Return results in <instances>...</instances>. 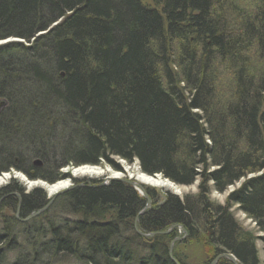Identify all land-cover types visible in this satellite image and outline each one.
Returning <instances> with one entry per match:
<instances>
[{
	"label": "trees",
	"instance_id": "1",
	"mask_svg": "<svg viewBox=\"0 0 264 264\" xmlns=\"http://www.w3.org/2000/svg\"><path fill=\"white\" fill-rule=\"evenodd\" d=\"M8 37L29 46H0V174L14 168L54 184L68 178L66 166L138 161L145 174L200 189L183 200L166 194L140 229L181 224L184 245L211 250L196 264L226 253L261 264L264 0H0V40ZM240 182L226 205L210 201L212 190ZM5 190L22 194V219L49 201L15 182ZM8 199L16 211L17 199ZM144 203L112 182L60 195L25 223L0 216V264H174L172 236L134 233ZM233 206L263 236L244 231Z\"/></svg>",
	"mask_w": 264,
	"mask_h": 264
},
{
	"label": "rangeland",
	"instance_id": "2",
	"mask_svg": "<svg viewBox=\"0 0 264 264\" xmlns=\"http://www.w3.org/2000/svg\"><path fill=\"white\" fill-rule=\"evenodd\" d=\"M69 14L70 13H67V15H69ZM62 19H63V17L58 19L56 22L52 23L51 25H49L45 31L37 32L35 34L34 38H32L31 43L35 42V40H37L38 38H40L42 36H46L49 32H51L54 28H56L58 25H60L62 23V21H63ZM21 41L23 42L22 44L24 46H29L27 43H25L24 40H22L20 38H16V37H8V38H5L3 40L1 39L0 40V44L1 45H5V44L11 43V42H21ZM4 42H6V43H4ZM112 161L119 166V169L117 170V169L113 168L112 166H110L106 161H102L100 166L102 165L101 167H105L107 172H108L103 177H99V176L73 177V176H71L70 170L74 166H69L68 168H64L61 171L62 174L64 176L67 175L68 178H64V179H62V180H60L58 182H62L63 180L69 181L70 188L67 191H65L66 193L68 191H71L72 189L79 188L80 186H87L88 185L91 188L95 187V186H100L102 184H104L105 186H109L112 183H106L105 179L107 177H110L112 172L124 173L126 167L127 168L128 167L132 168L133 164H135L137 162V161H135L133 163H128L127 161H125L123 159H120V158H116V157L112 158ZM213 170H214V168L211 169V171H213ZM4 174H6V175L8 174V175L11 176V182L13 181V182L16 183L17 188H20L23 191V193H24L23 195H28V194L32 193L33 191H35V190H40V191H43L44 193H46L47 199H51L52 197L49 195V192L47 191V189L44 186L50 187V186L58 183V182H56L54 184H50V183L45 182L43 180H31L23 172L18 171L16 169H10L8 172H6ZM1 175L2 174H0V177H2ZM257 175L256 174L255 175L254 174H250V175H248L246 180L251 179V178H253V177L257 176ZM155 176L162 177L159 174H156ZM162 178H164V177H162ZM92 182H95V183H92ZM113 182H123V181H113ZM30 183H36V184H35V186L33 185L31 187ZM240 186H241V182L237 183L234 186L229 187L226 190L225 193H219V192H217L215 190H212L211 194L209 195V199H210L211 202H213V203H215L217 205L224 206V205H226V202H227V199H228L229 195L232 192L238 190ZM100 187H103V186H100ZM179 187H181V189H182L181 194H176L174 192L172 193V192L165 191V190L163 192H161V193L156 192L155 194H156L157 197L155 198V201H153L151 199V197L149 198L151 203H149V201L147 202V204L149 203V206L146 207L147 208L146 212H148L151 208H153V205L155 203H160L161 201L164 202L163 200H164V196H166V194H165L166 192H168V195H172V196L178 197L180 199H183L185 197H194L200 191L198 182H195L193 185H190V186H179ZM209 187H211V184L209 185ZM132 188H134L136 190V192H137V194L139 196L142 195V193L140 191H138V189L136 187L132 186ZM10 196L14 197L15 199H17V201H18V205L17 206L18 207H17L16 210H18L19 205H20L18 218L22 219L21 218V211H20L21 207H22V204H23L22 194H20V192H16V193L10 194ZM56 198L53 197L51 200H53V202H54V200ZM231 213L234 216L235 220L244 229V231L249 232L255 239L263 236V234L258 231L255 223L249 217H247L242 211H240V209L237 206H233L232 207ZM0 216H9V217L10 216H16V211L13 212L12 210H9V209L2 210V211H0ZM34 218H36V217H34ZM165 236H172L173 237L171 242H170V244H169V247L171 246L172 243H175L176 244L175 245V249L173 248L174 253L175 254L176 253L177 254L180 253L181 255H184L183 259H184V261L186 263H192V264L194 263V264H196L197 262H202V261L206 260L210 256L209 254H210L211 250L206 245V243H204V242L192 243L191 247L189 245H184V243H185V241H186V239L188 237V234L183 233L182 232V228L179 227V226H176L175 228H172V226H170L166 230V235ZM256 247H257V250H258V253H259L261 264H264V250H263V244H262L261 240H257ZM226 254H229V253H226ZM7 257L8 258L9 257H14V255H10V256H7ZM186 257H189V258H186Z\"/></svg>",
	"mask_w": 264,
	"mask_h": 264
},
{
	"label": "bare ground",
	"instance_id": "3",
	"mask_svg": "<svg viewBox=\"0 0 264 264\" xmlns=\"http://www.w3.org/2000/svg\"><path fill=\"white\" fill-rule=\"evenodd\" d=\"M4 43H6V42H4ZM138 164H139V162L137 161L135 164H133L132 168L126 167L124 173L112 172L110 177H107L105 180H106V183H112L113 181H123L122 183L125 182L124 184L129 185L130 187L134 186L138 189V191H140L142 193V195L139 197L141 199H143V201L145 203H144L143 208L141 209V211L138 213L137 217L134 220L133 230H134L135 234H137L140 237H143L144 240H146V241L150 240L151 241L152 239H154L156 237L165 236L166 230L169 227L165 230H162V231H152L149 233H146L142 229H140L139 223H138L139 218L141 216H144L147 213L146 212L147 211L146 207H148L147 199H149L151 197L150 192L154 191L155 193L156 192L161 193L165 190V191H169L172 193L174 192L176 194H181L182 189H181V187H179L181 185L178 186V184L176 185V183L170 181L169 179L162 178L163 176L161 174H159V175H161L162 177H158V176L154 177V175H148V174L143 173ZM101 166L100 165L99 166L84 165V166H79V167H73V168H71L70 173H71V176H73V177H93V176L103 177L108 172H107L105 167H101ZM68 167L69 166H66L65 168H68ZM12 169H14V168H12ZM6 172H8V171H6ZM6 172H2L1 173L2 177H0V210L1 211L10 209L13 206V203L11 201H9V199H8V194H11L13 192H10V193L5 192L6 191L5 189L8 188L9 185H11L13 181L11 182V176L10 175L4 174ZM35 184L36 183H30L31 187L33 185L35 186ZM44 187L49 192V195L53 198V197L57 196L58 194L63 193L64 191L68 190L70 188V183H69V181L63 180L62 182H58V183H56L50 187H48V186H44ZM165 194H168V192H166ZM181 200H183V199H181ZM16 214H17V210H16ZM171 226H172V228L179 226L182 228L183 233L188 234L187 231L185 230V228L181 224H173ZM116 235L119 236L118 233ZM175 245L176 244L174 243L173 245H171L169 247L170 260L174 264H176V263L172 260V258L178 264L184 263L185 261L183 259V256H178L180 253L179 254L174 253L173 248L175 249ZM107 251H108V249H107ZM218 257H216L212 261V264L214 263V261H216L218 259ZM225 259L226 258H219V260L217 261L216 264L220 263L221 261H223ZM227 260H229V259H227Z\"/></svg>",
	"mask_w": 264,
	"mask_h": 264
},
{
	"label": "water",
	"instance_id": "4",
	"mask_svg": "<svg viewBox=\"0 0 264 264\" xmlns=\"http://www.w3.org/2000/svg\"><path fill=\"white\" fill-rule=\"evenodd\" d=\"M63 19H64V18H63ZM63 19H62V20H63ZM154 177H156V176L154 175ZM100 186H105V185L102 184V185H100ZM147 201H149V203H151L149 199H147ZM149 203H148V206H149ZM50 204H51V202H50L49 204H47V205H46L44 208H42L41 210L37 211L36 213L31 214V215H30L27 219H25V220L28 221V220H30L31 218H34V217H36V216L42 214L43 212H45V211L49 208ZM18 211H19V210H18ZM164 234H165V233H164ZM173 244H174V243H172L171 245H173ZM171 258H172V257H171ZM219 258H226V259H229L233 264H238L236 258H235L232 254H222V255H220V256L218 257V259H217L216 261H214L213 264H216L217 261L219 260ZM172 260H173L176 264H178L173 258H172Z\"/></svg>",
	"mask_w": 264,
	"mask_h": 264
}]
</instances>
